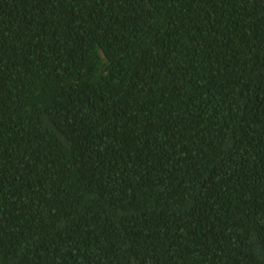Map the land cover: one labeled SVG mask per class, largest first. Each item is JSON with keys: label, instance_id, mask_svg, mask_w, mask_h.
Masks as SVG:
<instances>
[{"label": "trees", "instance_id": "trees-1", "mask_svg": "<svg viewBox=\"0 0 264 264\" xmlns=\"http://www.w3.org/2000/svg\"><path fill=\"white\" fill-rule=\"evenodd\" d=\"M0 264H264V0H0Z\"/></svg>", "mask_w": 264, "mask_h": 264}]
</instances>
